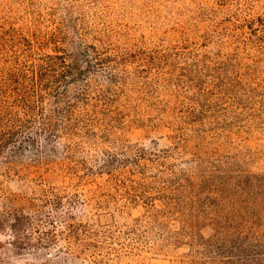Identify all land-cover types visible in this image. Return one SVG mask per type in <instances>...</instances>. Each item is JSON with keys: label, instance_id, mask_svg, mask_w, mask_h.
<instances>
[{"label": "rangeland", "instance_id": "rangeland-1", "mask_svg": "<svg viewBox=\"0 0 264 264\" xmlns=\"http://www.w3.org/2000/svg\"><path fill=\"white\" fill-rule=\"evenodd\" d=\"M87 45L103 60L97 62L89 51L94 71L82 81L52 80L49 86L57 84L59 102L44 93L43 114L58 122L56 106L73 102L81 135L87 119L96 121H87L92 137L74 133L47 142L42 132L34 147L19 142L21 136L0 147V264H199L202 258L188 245L130 251L113 244L118 253L101 260L94 249L72 239L65 222L112 230L144 219L143 204H124L126 195L118 199L124 204L121 214L94 204L97 193L109 187V171L98 173L109 162L104 150L116 152L118 160L144 153L142 159L117 165L133 183L150 185L155 176L193 177L215 169L264 174V0H0V78L6 69L30 66L46 55L78 57ZM79 67L88 70L84 61ZM201 109L204 132L185 119L189 111ZM216 120L226 123L216 126ZM176 125H182L179 132ZM91 140L97 147L89 149ZM66 147L71 149L65 155ZM48 187L60 195L63 210L69 199L80 203L70 218L56 217L53 226L32 214L44 198L50 215L60 214L49 205L53 194L41 192ZM15 212L30 217L23 248L13 243ZM197 233L213 234L208 228ZM203 260L264 264L261 255Z\"/></svg>", "mask_w": 264, "mask_h": 264}, {"label": "trees", "instance_id": "trees-1", "mask_svg": "<svg viewBox=\"0 0 264 264\" xmlns=\"http://www.w3.org/2000/svg\"><path fill=\"white\" fill-rule=\"evenodd\" d=\"M254 20L259 22L260 18L257 17ZM89 51L95 57L97 56L95 58L97 62L103 60L93 45H87L82 51L84 53H79L78 57L69 56L64 52L61 55H46L39 61L31 60L30 66L23 63L13 67L12 70L6 69L3 72L0 78V147L4 144L12 145L20 136L22 138L19 142L23 140L26 147H34L37 137L42 132L44 134L42 138L47 142H53L55 138L60 139V135L69 136L74 133L79 137L84 135L87 139L92 137L87 121L91 125H95L96 121L93 118L87 119L84 122L87 126H82L84 129L81 135V131L77 128L80 117L74 109L73 102H66L65 107L56 106L54 111L59 119L58 122L46 120L43 114L45 95H50L56 104L59 102L57 84L54 82V86H49L52 80L55 81L58 77L63 80L68 78L82 81L84 76L94 71L88 62ZM66 57L70 58L68 62ZM79 61H84L87 65L86 72L79 67ZM7 97H10V101L6 100ZM82 97L78 96L77 100L87 101V97ZM205 115L206 112L203 109L196 112L189 111L185 119L190 124L196 121V124L200 126L194 130L204 132ZM225 123L215 121L216 126H222ZM55 126L59 129H55ZM181 126L176 125V131L179 132ZM178 138L183 142L182 136ZM197 138L206 143L203 136L198 134ZM89 145V149L97 147L93 140L89 142ZM17 148L15 147L14 150ZM70 149L71 147H66L65 155L70 153ZM14 150L12 153L15 152ZM104 151L109 162L107 168H101L98 173L106 169L109 171L107 172L109 187L97 193L94 204L97 208L111 207L113 213L121 214L124 204L130 205L140 201L144 208L142 215L144 219H134L130 225L121 224L122 227L115 225L112 230L104 224L93 226L78 222L72 225L70 222H65L71 232L70 236L73 240L82 243L83 249H94L101 260H106L110 254L118 253L112 247L113 244L130 251L154 244L158 249L188 245L191 252L202 258L199 264L204 263V258L218 263L221 261L220 257L264 256V174H239L231 171L220 172L215 169L209 174L193 177L179 178L177 174L160 179L155 176L152 178L154 183L150 185L146 181L133 183L129 176L121 173L117 165L122 166L126 163L130 164V161L142 159L144 153L135 151L136 153L131 157L124 155L125 151L121 150L120 153L124 155V159L118 160L116 152ZM152 156L157 154L152 153ZM85 166V163L82 164V167ZM90 169L85 167L87 171ZM157 179L158 187H156ZM148 191H152L153 194L150 195ZM41 192L52 193L54 199L49 205L60 209L61 212L56 216L50 215L44 206L48 204V199L44 198L32 214L40 222L45 221L51 226L54 225L56 217L70 218L71 210L80 204L77 200L69 199L68 207L63 210L60 208L61 197L53 187L42 188ZM122 195L126 197L124 204L120 206L118 199ZM12 215L17 224L13 223L10 226L14 234L13 243L15 247L23 248L25 244L22 241L28 239L23 230L30 224V217L17 212ZM175 222L178 226L173 228ZM201 228L211 230L213 232L211 237H201L197 233ZM130 235L134 237L128 239Z\"/></svg>", "mask_w": 264, "mask_h": 264}]
</instances>
